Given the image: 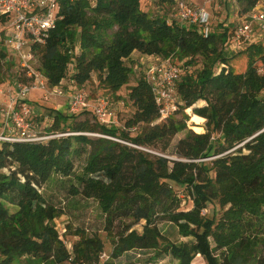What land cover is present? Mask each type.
<instances>
[{
    "label": "trees",
    "instance_id": "obj_1",
    "mask_svg": "<svg viewBox=\"0 0 264 264\" xmlns=\"http://www.w3.org/2000/svg\"><path fill=\"white\" fill-rule=\"evenodd\" d=\"M59 1L60 18L47 44L36 52L50 86L62 85L71 75L82 88L96 77L117 94L130 83L132 69L126 62L134 52L175 63V58L185 60L183 67L201 59L200 70L183 72L178 93L182 110L206 102L193 107L194 114L207 120L206 131L188 129L186 117L158 122L151 86L144 78L128 94L135 111L126 127L143 125L135 137L75 119L85 112L50 111L53 123L47 134L71 135L3 142L0 147V264H17L20 258L27 264H68L71 257L96 264L106 252L97 231L67 223L64 235L76 238L68 252L54 224L65 215L67 202L48 195L50 185L61 186L71 199L97 204L113 241L104 264H116L131 251H152V261L172 256L179 264H191L197 254L209 264H264V74L258 71L264 47L252 44L239 50L237 55L246 53L248 64L243 73H236L232 61L237 55L226 51L234 27L204 36L198 28L150 16L142 10V0ZM258 2L237 0L240 14L249 13ZM184 131L176 148L180 160L85 134H105L167 152ZM84 155L83 167L77 170L75 159ZM212 156L217 157L205 162ZM171 182L188 189L191 210L181 209ZM214 201L224 209L218 220L203 216ZM162 222L173 224L192 241L171 242Z\"/></svg>",
    "mask_w": 264,
    "mask_h": 264
},
{
    "label": "built area",
    "instance_id": "obj_2",
    "mask_svg": "<svg viewBox=\"0 0 264 264\" xmlns=\"http://www.w3.org/2000/svg\"><path fill=\"white\" fill-rule=\"evenodd\" d=\"M216 1L204 0L203 4L196 5L190 3L189 0H174L178 19L176 21L179 24L198 28L201 34L208 36L214 31L209 6ZM234 3L238 6L237 0H234ZM60 10L59 0H0V54L10 55L18 62L15 93L10 96L9 105L5 109L6 133L3 131L0 134L2 142H37L61 137L60 134L39 136L32 130L33 127L29 121L31 107L28 103L29 95L33 90H40L44 95L66 97L63 84L55 87L50 86L48 79L40 70L39 59L36 55L37 49L47 44L51 30L60 18ZM240 21L234 26L229 36L226 49L239 51L252 44H261L264 47V0H259L256 7L244 14ZM168 22L171 23L172 19L169 18ZM7 57L9 58V56ZM13 58L10 59V62H13ZM147 59L151 63L145 69L144 79L151 86L158 108V122L166 121L180 111L184 105L178 93V84L183 76V68L172 58L149 56ZM258 71L260 74H264V64ZM8 91L11 94L10 88ZM0 92L3 91L0 90ZM66 108L68 115H79L91 109L100 126L107 128L118 126L117 117L110 110L111 104L108 98H100L96 105L91 106L87 91L81 88H75L70 93ZM90 135L117 141L147 153L155 152L105 134ZM57 230L63 244L71 253L73 241L76 238L72 241L67 240L64 235L66 226L62 232L58 228ZM108 260L109 255L103 252L96 264H104ZM68 264L90 263L75 262L74 257H71Z\"/></svg>",
    "mask_w": 264,
    "mask_h": 264
},
{
    "label": "rangeland",
    "instance_id": "obj_3",
    "mask_svg": "<svg viewBox=\"0 0 264 264\" xmlns=\"http://www.w3.org/2000/svg\"><path fill=\"white\" fill-rule=\"evenodd\" d=\"M197 1V0H196ZM195 0H189L192 4H203L204 0H199L196 3ZM141 8L143 11L148 12L150 16L153 17H164V18H171L172 20H178L176 14V7L173 4H166L162 5L159 3L158 0H142ZM209 11L212 14V28L213 30L216 29H223L225 27L230 26L231 29L244 17V15L240 14V6L234 3V0H217L216 2L212 3L209 6ZM244 50V49H242ZM229 55H237L239 51H234L231 49H226ZM6 55V54H5ZM9 56V58L7 57ZM12 56L6 55V57L0 56V79L2 83L0 84V134L5 131V109L8 107L10 102V96L13 95L14 86L16 79L18 78V62ZM149 59H131L126 62L128 66L132 69L131 80L130 83L123 87L121 91L117 94H112L108 91L105 87L100 85L97 81L96 77H94L93 81L89 82L81 89L87 91L88 93V101L91 106L96 105L100 98L106 97L110 101L111 104V112L117 117L118 126L110 127V129L116 130L118 133H127L130 137H135L138 133L141 132L143 125L136 126V128L128 129L126 124L128 120L134 114V106L132 102L128 98L130 88L136 84L139 78H145V69L151 61ZM175 61L182 66L183 72H197L201 69L202 60L198 59L195 61V64H191L190 66L183 67L185 64V60H178L175 58ZM248 59L246 57V53H242L237 55L235 60L232 61V67L236 73H243L247 67ZM71 76V75H70ZM70 76L65 80L62 87L65 90L66 97H55L48 94H43L40 90H33L29 95V105L31 107V114L29 116V121L32 124L33 131L37 133L39 136H45L48 131H50V126L52 125V114L49 112L52 111H59L64 114H67V103H68V96L72 91L75 90L76 87L74 83L71 81ZM26 81V80H25ZM8 88L11 90V94L8 91ZM195 107H203L206 106L205 101H200ZM193 106V107H194ZM193 107L178 111L173 118L181 120L184 117L187 118V128L196 132L192 127L196 124L191 122V115L194 114ZM190 109V111H189ZM85 115L75 117L77 120H85L88 119L91 122H96L95 117L92 114V111H86ZM204 122L200 125L203 129V133L206 131V124L207 120L205 118ZM197 133V132H196ZM72 133H64L60 134L61 137L70 135ZM90 134L95 133H88L86 135L94 136ZM186 131L179 133L174 137L167 152H162L159 149L152 148L157 156H162L161 153L167 155L166 157L172 160H180L181 157L177 154V146L179 142L185 137ZM96 137V136H94ZM60 138V137H59ZM2 141H0V147L2 145ZM217 156H212L209 159H206L205 162H209L212 159L216 158ZM86 156L77 157L75 159L77 170H80L83 167L85 162ZM170 185L178 194L179 198L181 199V209L184 211L191 210L193 208V202L191 200L190 194L188 189L185 186L180 184H176L175 182H171ZM61 186L50 185L47 188V194L51 195L54 194L58 196L59 200L61 198L65 199L67 202L65 215L58 218L54 224L55 226L62 232L65 229L67 223H70L71 226L79 227V226H86L89 230L97 231L98 234L101 236L105 243V251L108 255H110L113 249V241L109 236H107V232L104 230L103 221L101 220V216L99 215V207L94 201H80L71 199L67 196L66 192H64ZM16 209L15 207L13 208ZM13 210V211H14ZM224 212V209L221 208L217 201L210 203L208 208L203 211V216L209 219L215 218L218 220ZM130 220L126 221L128 224ZM160 227L163 229V233L166 238H168L171 242L175 244H182L192 241L190 237H183L179 232L178 229L169 222H162ZM135 228L141 232V225H136ZM73 238H67L68 241H72ZM152 251H131L116 261V264H179V262L174 259L172 256H164L156 261H152L150 258L152 256ZM17 264H27L26 259L20 258L17 260ZM191 264H209L207 258L203 254H197L193 259Z\"/></svg>",
    "mask_w": 264,
    "mask_h": 264
},
{
    "label": "bare ground",
    "instance_id": "obj_4",
    "mask_svg": "<svg viewBox=\"0 0 264 264\" xmlns=\"http://www.w3.org/2000/svg\"><path fill=\"white\" fill-rule=\"evenodd\" d=\"M190 111V109H189ZM191 122L193 124H196L192 128L197 132V133H203V129L201 128V124L204 122V119L196 114L191 115Z\"/></svg>",
    "mask_w": 264,
    "mask_h": 264
},
{
    "label": "crops",
    "instance_id": "obj_5",
    "mask_svg": "<svg viewBox=\"0 0 264 264\" xmlns=\"http://www.w3.org/2000/svg\"><path fill=\"white\" fill-rule=\"evenodd\" d=\"M196 1V0H195ZM197 2H199V0H197L196 1V3ZM149 56H146V55H142L141 53H139V52H134L132 55H131V57H130V59L129 60H131V59H142V60H145L146 58H148ZM128 60V61H129ZM57 111V110H56Z\"/></svg>",
    "mask_w": 264,
    "mask_h": 264
}]
</instances>
